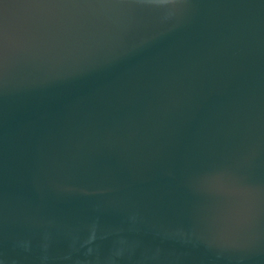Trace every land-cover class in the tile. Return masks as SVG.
I'll use <instances>...</instances> for the list:
<instances>
[{
    "label": "water",
    "instance_id": "1",
    "mask_svg": "<svg viewBox=\"0 0 264 264\" xmlns=\"http://www.w3.org/2000/svg\"><path fill=\"white\" fill-rule=\"evenodd\" d=\"M0 264H264V0H0Z\"/></svg>",
    "mask_w": 264,
    "mask_h": 264
}]
</instances>
